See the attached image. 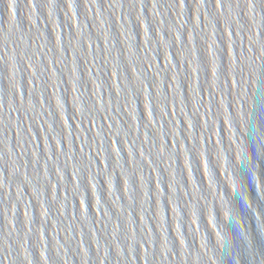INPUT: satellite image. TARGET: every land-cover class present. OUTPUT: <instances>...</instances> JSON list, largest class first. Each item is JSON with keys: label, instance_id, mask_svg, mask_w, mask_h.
<instances>
[{"label": "water", "instance_id": "obj_1", "mask_svg": "<svg viewBox=\"0 0 264 264\" xmlns=\"http://www.w3.org/2000/svg\"><path fill=\"white\" fill-rule=\"evenodd\" d=\"M0 264H264V0H0Z\"/></svg>", "mask_w": 264, "mask_h": 264}]
</instances>
